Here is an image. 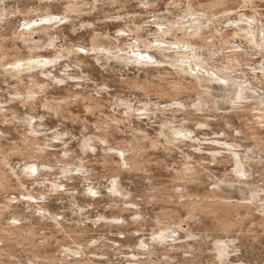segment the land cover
I'll list each match as a JSON object with an SVG mask.
<instances>
[{
	"label": "rangeland",
	"instance_id": "obj_1",
	"mask_svg": "<svg viewBox=\"0 0 264 264\" xmlns=\"http://www.w3.org/2000/svg\"><path fill=\"white\" fill-rule=\"evenodd\" d=\"M117 1L120 3L122 0ZM129 1L122 6V4H119L118 2L114 3L115 5H111L108 4L109 0H99V7L96 10H91V13L83 12L80 15L77 13L75 15L74 12L66 10L64 0H7L6 7L8 10L13 11L12 14L9 13L6 18V20L10 19L7 21L8 23L6 22L7 25L12 27V31L7 29V35L9 38L11 37V32H13L15 28L18 30L17 32H20L23 29V24L25 23L23 17H29L31 15L37 16L38 14H41L43 12L42 9L44 8V4L46 3H48V6L51 7V10L54 12V22L52 23L60 21L62 14H71V19L73 20L70 21H72V23L74 22V25L72 23H65L66 21L60 23L59 29L61 31H59V36L54 41V46H50V49L49 47L45 50L41 49L40 52L41 54L46 55L45 57H48L53 56L56 53L55 50L59 51L63 47L71 46L67 47L65 51H73L74 53L80 54L79 56H83L86 61V67L84 65L81 68L83 71H81L78 66L74 65L71 58V60L67 58L70 55L63 57L61 59V66H57L61 67V70L57 71L54 68L52 69L54 72L61 73L62 69L65 67H63V65L65 63L66 65L69 64V70L71 72L73 71V75L70 74V76L73 77L69 76V81L68 77L61 82L49 80L51 86L50 84L48 85L46 93H38L39 95L36 93L33 94L34 97H37V95L38 97L42 96L40 99L37 97L34 102L35 104L32 107L28 105L25 106L16 101L7 102L11 97L10 95H12L10 91L16 86V78L12 79L0 74V100L3 101L0 102V105L2 104V106L6 107L5 111L2 110L4 111V113H1L2 116L0 115V136H3L2 142L4 145L2 153L0 154V170L3 173H6L10 182L9 187H0V209L12 199L16 206L14 209H17L14 212V209L4 211V214L0 216V225L7 227L8 224L12 225L13 223L18 224V226H23V224H26L25 226H27L31 224L35 227L36 234L34 235V239L36 240V243L46 245L44 242L47 240L50 247H48L49 245L47 244L48 246L43 249L47 252L53 253L58 258H63V256H65L66 252L62 247L66 244L77 248H81L82 246H86L85 248L89 247L85 250V255L83 254L84 257H82V254H73V256H68V258L70 257V260L76 258L85 259L87 257L102 261L108 260L109 264H129L127 261L132 259L133 254L135 255L136 252H140L141 249H149L144 242L152 239V229H154V233L160 230L156 229V227H158L156 221L160 220L171 223V225H167L170 228V231L168 232L169 237L166 239V242H164H171V246L167 245L165 250L163 247L160 248L161 245L157 248L158 250L161 249L159 250L160 254L167 250L168 254L170 253L173 262L181 263L195 261L197 264H264V228L258 224L259 219L256 216L247 215L245 212H242L241 216H236L234 214H232L233 216H229L231 214H227L228 218L226 217L227 215L225 216L226 218H223L224 216L221 217L220 223L228 221L230 223L232 221L233 224L231 222V225H234V227L229 225L231 229L229 227L226 228L225 226L224 228L222 225V227H220V224H217L219 222H216V219L211 217L208 218L209 215L206 214L207 216H205L203 212L201 213L204 215L197 212V218L195 216L192 218L188 217V215H191L188 208L184 209L183 207H177L179 205L173 203L176 200V197L170 200L166 199L167 202H165V200L163 201L153 198L156 190L166 189L167 191L175 192L183 190V181L181 179H175L174 175L176 173L174 172L184 169L186 160H192L189 162L190 165L194 164V166H198L197 168L202 167L201 170L199 169L201 180L199 179L198 181L200 182L198 183L195 180L189 181L187 183L188 185L186 184L187 188L193 186L192 190L198 189L200 194H203V191L205 190L213 189L214 186H212V184L217 180V177L219 179L224 175L235 176V173L233 172V163L223 160H213V163L207 147L212 146V144L220 147V144H215L213 139L217 137L223 138V136L228 133L231 137L239 138V141L244 147L255 148L258 145L255 141V137H247L245 131L253 125V122L258 120L256 119V116L248 114L249 117L245 115H238L240 116L238 117L237 115L230 113L229 110L228 112H225L227 110H220L218 112L196 111L194 119L192 120L194 123L191 121H187L186 123L184 120L185 116L179 111L172 112L167 110L170 113L167 111H165L167 113L157 112L158 116L152 114L151 116L154 115L153 117H142L144 115H136L141 113V111L134 110L133 113L136 114L134 116L131 115L134 118L131 116L128 117L123 111V106L116 104H118L121 99L128 98L127 100H130V104L136 108L139 105L141 106L143 101H146V97L143 96L138 89L132 90L131 87H128L129 85H125L126 80L128 81L134 77L142 78V76H145L143 71L138 70L139 67L136 64L124 66L114 60L108 62L105 58L96 62L92 55H90L91 53L86 51L92 42V35L94 34L92 32L93 29L96 30V33L109 35L113 39V37L120 35L118 32L120 28H125L128 30L126 31V34L130 33V36L126 39L128 44L138 45L131 30L132 28L141 26L145 28L140 32L142 38L152 40L156 43L158 38L155 32L161 29L157 22L183 21L185 24L199 23L200 19L203 18H200L193 13L189 14L190 16L186 14L187 12H191L188 10L189 3L192 2L196 6L198 4L206 5V3L211 0H176L175 3H173L174 0H156V3L151 5H142L139 0ZM228 1L229 2L226 3L227 0H225L221 7H215L218 10L212 9V11L214 10L216 12L217 10L218 13L221 14L219 15L216 12L218 15L214 22L210 23V27L207 29L208 34H205L202 40L203 42L205 41L208 43L213 41L214 44L211 48L215 53L211 55L212 58L209 62L212 60L211 63L214 64L217 63L221 65L224 54L229 53L232 50L229 47L237 45L247 47L249 45L247 39L243 36H234V30L232 27H236V23L235 21L233 22V20L242 18V21H240L241 24H246L249 20L251 21L249 16L255 14L258 16V21L256 22L260 24L258 25L255 22L256 24L253 23V25L258 27L264 24V0H252L250 2L243 0H233L234 2L232 0ZM145 2L147 3L149 0H145ZM209 4L211 5L210 2ZM1 5L2 3H0V7ZM86 7L89 8V5ZM17 9L28 11V14H26V12H21V14L20 12L17 13ZM13 14L16 15L14 16ZM77 15L82 16L78 17ZM184 15H187V17L183 19ZM38 19V17L34 18L33 21L37 24L42 22ZM132 20L135 21L132 22ZM70 21L68 20L67 22ZM82 21H88L90 23L83 25ZM40 25L41 23H39V26ZM146 28L149 29V31ZM220 32L224 34V39L230 40L229 43L222 44L220 42ZM199 41L201 42V39H199ZM15 45H19L17 48H20L17 50H20V55H30V47L28 44L22 43L21 41H15ZM15 45L8 43V46L11 47L10 54L16 53L12 50L13 47H16ZM135 51L140 53L138 49ZM150 51H152V49H150ZM207 51L205 49L203 50L204 54L206 52L207 56H210V50ZM142 53H144V49H142ZM251 57L253 58L249 61L250 63H254V65L264 63L262 57L258 55H253ZM48 59L34 58L32 61H34L33 63L36 62V64H40L48 62ZM148 61L153 65L157 62L156 59H150ZM224 61H226V59H224ZM240 67H242L241 69H246V71L250 68L245 64H242ZM18 69H22V67H18ZM239 69L240 68L234 73L237 76H242L243 73H239L241 71V69ZM39 76H41L40 78L42 79L45 78L42 75ZM244 77H247L249 81L258 85L259 79L257 81V79L253 78V75L244 74ZM106 82H108L109 85ZM22 83L27 84L25 79ZM104 83H106L108 87L104 86ZM104 89H106V91ZM101 90L102 92H100ZM71 91L80 92V94L85 96H92L99 99V105L96 107L97 110H87L86 100H79L81 97L78 96H72V100L70 99L71 101L69 100L67 103L68 106L64 105V107L67 106L65 107L67 110L64 108L61 113H56L49 108V110H47V108L44 107L46 99H50V103L52 104H58L59 98L66 96L67 93ZM104 91L111 93H109V95ZM150 98L154 102L157 101L155 95ZM182 98L187 100V95L183 94ZM163 99L164 98H162V100ZM162 100H159L162 102L161 105L165 106L167 103L170 104L168 99ZM100 101H102L103 104H100ZM112 103H115L114 105L117 107ZM119 106H121V108H119ZM253 111L257 112V110L251 111V114H256V112ZM28 115H33V117H35L33 120H40V117H42L40 121H37L41 124L38 126V128L42 130L41 133L43 135L41 136H44L41 137L42 143L46 145L47 153L49 152L46 155L45 160H43V162L49 164L47 166H40L38 168L37 164L39 161L36 158L37 153L31 152L33 149L30 147L26 148L24 145L23 141L25 134L28 133L29 129L22 120L26 119ZM112 115L121 120L122 118L124 119L120 121V123L115 120L111 121V123L113 122L116 124L118 122V128L116 127L117 125L112 123L114 125L112 129L114 127L117 128L113 129V131L116 130L114 131L115 133L110 129V132L113 133V137L112 134H110L108 137L110 140L106 143L95 139L96 145L94 150H88L89 152L82 151V147H84L82 141L85 136L99 134V131L95 128L96 124L105 119L110 120ZM138 117L142 118L138 119ZM201 120L210 123L207 122L208 126L204 123L198 125L200 124L198 122ZM171 121H179L181 123H186L187 126L193 127L196 135L193 137L194 140L189 139V141L184 137L186 142L178 149L169 144H165L166 146L160 144L161 146L153 149V147L151 148V146L149 147L145 144L146 148L144 146L145 149H140L138 153L142 156V158L138 157L141 160V169L139 167L137 169L134 168L136 170H132V168V171H130L127 169L129 166L126 165L123 167V171L116 172L114 167L117 165L111 161L103 162L105 161L104 155L107 153H115L114 149L108 150V146L125 145L128 147V142L133 136L134 129H142L150 138H158L159 133L160 135L162 133L161 127L169 124ZM262 125L263 124H260V126ZM241 131L242 133H240ZM261 131V134L264 137V129ZM56 132H62L61 137L66 133V135L61 138L62 141L56 138ZM1 133H3V135H1ZM111 139L113 140L111 141ZM97 142L101 144V147L99 144L97 145ZM104 147H106V149ZM241 148L243 149V147ZM66 150H69L67 151V154L65 153ZM140 151L145 155L140 153ZM220 151L227 153L224 149H220ZM186 152L191 154L188 159H185ZM194 153L200 154L195 155ZM262 154L264 155V152ZM112 156L114 161L120 159L117 154ZM81 162L86 166L84 167L86 168L84 170H88L85 173L84 170L82 173L77 166ZM62 163L73 164L69 166V175L62 173V169L60 168ZM6 165L19 170V173L23 177L22 185H20V182L13 176V173H10L11 169ZM31 165L34 166L31 167ZM24 173H26V175H24ZM259 175L260 173H254V176L259 177H256L257 179H260ZM262 179H260V181L258 180V183L262 184ZM118 180L120 181L119 183L122 184L121 187L122 189H125L123 190L126 191V193L120 194V192H111L110 189H113L116 184L115 181ZM129 192L131 194H129ZM44 195H46V198ZM115 195L121 197L118 198ZM38 197L42 198L38 199ZM164 198H167V196L164 195ZM35 202H37V204ZM174 206L178 208L175 207L178 210V213L181 211L179 216L175 217L166 215L168 213L164 212L165 209L171 210ZM179 208H181L180 211ZM42 213L45 214L47 218H42V215H40ZM17 214L19 217L16 216ZM14 216L18 218H15ZM52 217L62 221L63 225L66 227L65 231H67L65 232L62 230L63 233H61L62 231L59 232L54 225L55 223H52V219H50ZM113 217H116L115 221L113 220ZM222 219H224V221ZM164 227L165 226H162V228ZM190 231L193 235L187 236L186 234ZM3 234L4 233L0 229V264H48V262L43 259L35 260L36 263L31 261L33 256L27 252L29 241H24L14 235L13 237L12 235L10 236L12 238L9 239L10 241H5L3 240ZM181 234H184V237H182L183 235L181 236ZM233 239L238 240L234 243ZM216 241H221V243L231 242V244H235V248L237 247L234 251H232V248L224 250L226 253L231 251L228 254L231 255L227 256V261L221 259L219 261L215 249ZM169 250L172 251L170 252ZM160 254L158 255L161 256L160 258L163 260L164 258H168L166 257L167 255L164 256ZM139 257H145V254L139 255Z\"/></svg>",
	"mask_w": 264,
	"mask_h": 264
},
{
	"label": "bare ground",
	"instance_id": "obj_2",
	"mask_svg": "<svg viewBox=\"0 0 264 264\" xmlns=\"http://www.w3.org/2000/svg\"><path fill=\"white\" fill-rule=\"evenodd\" d=\"M38 1H43V0H38ZM128 1L129 0H122L119 3L117 0H109L108 4L113 5L114 3L118 2L119 4H122L123 6V4L124 3L127 4ZM155 1L156 0H149V2L146 3L145 0H139L140 4L142 5H151L153 3H156ZM211 1H209L211 5L209 4V2H207L208 5L206 3V5L198 4L197 6L192 2L189 3L188 10H190L191 12L190 13L187 12L186 14L189 15L193 13L196 16L198 15L200 18H203V19H200L199 23L185 24L183 23V21L157 22L161 29L155 32L158 38L156 43L152 40L142 38L140 32L144 30L145 28L141 26L132 28L131 30V32L134 34L133 37H135V39L138 42V45L128 44L126 39H128V37L130 36V33L126 34V31L128 30L125 28H120L118 30L120 35L113 37L114 40L111 38V36L96 33V30L93 29L92 32L94 34L92 35V42H91L90 47H88L86 51H88V53H91L90 55H92V57L94 58L96 62H99L102 58H105L106 60H108V62H110V60H114V61H117L118 63H121L124 66H129L130 64H136L139 67L138 70L143 71L145 76H142V78L134 77L131 79L129 77L130 80L128 81L126 80L125 85H129L128 87L129 88L131 87L132 90L138 89L139 92H141L142 95L146 97V101H143L141 106L139 105L140 107L137 106L136 108H134L135 106L133 107V105L130 104V100H127L128 98L121 99L119 103L116 104V105L123 106V111L126 113L128 117L131 115L134 116L136 114V113L135 114L133 113L134 110L141 111V113L137 112L139 114H136V115H144L142 117H145V116L150 117L152 114H154L155 116H158L157 112L163 113L167 110L172 111V112L179 111L183 113V115L185 116L184 120L186 123L187 121L192 122V120L194 119V115L196 114V111H205V112L206 111L208 112L217 111L218 112L220 110H227L225 112H228L229 110L230 113H233L237 116L238 115L248 116V114L256 116V119L258 120L253 122V125L245 131V135L247 137H250V136L255 137V141L258 143V145L255 148L254 147L252 148L244 147L239 141L240 140L239 138L237 139V137L236 138L231 137L229 136L228 133L227 135L223 133L225 134L224 135L225 137L223 136V138L217 137L213 139V142L215 144H220V147L215 146L213 144L212 146L207 147L209 150L208 153H209V156L211 157L212 162L213 160L215 161L223 160L229 163H233V167H234L233 172L235 173V176L224 175L220 177L219 179L217 177L216 178L217 180H215L214 183L212 184L214 188L208 189L207 191L205 190L203 191V194H200L199 193L200 191H198V189L194 188L195 190H192L193 186L192 187L190 186L191 188L188 187L189 188L188 189L186 184L189 181H195V180L198 183L200 182L198 181L201 177V173L199 175V169L201 170L202 167L197 168L198 166L196 167L194 166V164L190 165L189 162L192 160L190 161L186 160V165H184V169L174 172L176 173L174 175L175 179H179V180L181 179L183 181L182 182L183 190L178 191V192L169 191V190L167 191L166 189H165L166 191L163 189L156 190L153 195V198L158 199V200H163V201L165 200V202H167L166 199L170 200L176 197V200L175 201L173 200L174 201L173 203H175L176 205H179L177 207H181V208L183 207L184 209L188 208L189 213L191 214V215H188V217H191V218L194 216L196 217L197 212L199 213L203 212L205 216L209 215L208 218L211 217V218L216 219V222H219L217 224L218 225L220 224V227L222 226L223 227L225 226L226 228L227 227L230 228V226L234 227V225H231L232 221L230 223L229 221L225 223L221 222L222 223L221 224L220 223L221 217L224 216L223 218H226V217L228 218L227 214H231L229 216H233L232 214L236 216H241L242 212H245V214L247 215L256 216L259 219L258 224L264 228V155L262 154L264 152V137L261 134L262 133L261 130L264 129V78H263L264 77V63H259L258 65H254V63H250L249 61L251 58H253L251 57L253 55H258L262 57V60H264V24L261 23L262 25L258 27H255L253 25V23L258 21V18H257L258 16H256L255 14L249 16L251 21L249 20L247 23L245 22L246 24H241L240 21H242V18L233 20V22L235 21L236 23L235 24L236 27H232V29L234 30V36L235 35L243 36L244 38L247 39L249 45L247 47L241 46V45H237V46L230 45L231 47L229 48L232 50L229 53H225L226 55L224 54V58L222 60L221 65L217 63L216 64L211 63L212 60L211 62H209L210 59L212 58L211 55L215 53V51L212 50L211 48L214 43L213 41L211 43H208L205 41L203 42L202 40L204 38V35L208 34L207 29H209L210 23L214 22L218 14L219 15L221 14V13H218L217 11L218 9L215 7L217 6L221 7V5H223L225 0H211ZM243 1L250 2L252 0H243ZM6 2L7 0H0V3H2L0 7V55H1L0 74L8 78H12V79L16 78V86L12 91H10L12 95H10L11 97L7 102L16 101L25 106L28 105L32 107L34 106L35 104L34 102L37 99L38 95L43 92L46 93V90L48 89L47 88L48 85L50 84L51 86V83L49 82V80L50 81L55 80L56 82H61V81H64L67 77H68V81L70 80L69 76L70 74L73 75L72 73L73 71L71 72L69 70L68 68L70 66L69 64L66 65L65 63L63 65V67L64 66L65 67L64 69H62L61 73L54 72L52 69L54 68L57 71L61 70V67H57V66L58 65L61 66V59L63 57L70 55L67 58L69 59L71 58L72 60L71 59L70 60L74 63V65L78 66L79 69H81L84 65L86 67V61L84 60L83 56H79L80 54L74 53L73 51H69V52L65 51L67 47H71V46L63 47L59 51L55 50L56 53L53 56H48V57H45L46 55L41 54L40 52L41 49L45 50L47 47H49L50 49V46L52 47L54 46V41L59 36L58 34L59 31H61L59 29V24L64 21H66L65 23H72V21H70V20H73L71 19L72 17L71 14L69 13L62 14L60 17V21H58L57 23H52L54 22L53 21L54 12L51 10V7L48 6V3H46L44 4V8L42 9L43 12L41 14H38L37 16H32L29 13L31 16L23 17L24 18L23 20L25 22L23 24V29L20 32H17L18 30L15 28L13 32H11L12 34H11V37L9 38L7 35V29L11 30L12 27L7 25L8 23L7 21L10 19L6 20V18L8 17V14L9 13L12 14L13 11L8 10V8L6 7ZM98 2L99 0H64V4L66 5V10L70 12H74L75 15L76 13L80 15L83 12L89 13L91 10H94V9L96 10L99 7ZM175 2L176 0H174L173 3ZM228 2L229 1L227 0L226 3ZM87 5H89V8L86 7ZM212 9H217L216 12L218 14L214 10L212 11ZM17 11L15 12L17 13L20 12V14L21 12H26V14H28L27 13L28 11H23L22 9H17ZM187 15H184L183 19L186 18ZM81 16H78V17H81ZM37 17L39 18L38 20L42 21V22H39L41 23L40 26H39V23L37 24L35 21H33V19ZM68 20L70 22H67ZM135 20H132V22ZM82 23L84 25L90 22L82 21ZM72 24L74 25V22ZM147 30L149 31V29ZM197 38L201 39V42ZM219 38L222 44H227L230 42L229 39H224V34L221 32H220ZM121 40H124V41H121ZM15 41H21L22 43L28 44L30 47V55H27V56L22 55V54L20 55L19 53L20 50L19 51L17 50L20 47L17 48V46L19 45L16 46ZM8 43H11L16 46L15 48L13 47L12 50L18 54L16 53L10 54L11 47L8 46ZM125 46H128V47H125ZM136 49H138L140 53L136 52L135 51ZM142 49H144V53H142ZM150 49H152V51H150ZM204 49L206 51L210 50V53H209L210 56H207L206 52L204 54L203 52ZM153 53H156V54H153ZM34 58L36 59L38 58L48 59L49 58V59H48V62L36 64V62L33 63L34 61H32ZM150 59L151 60L156 59L157 60L156 64L155 65L150 64L151 62L149 63L148 61ZM224 59H226V61H224ZM242 64H245L250 67L248 71H246V69H241L242 67L240 66ZM18 67H22V69H18ZM237 67L241 69L239 73L242 72L243 73L242 76L235 75L234 72L238 70ZM81 71L83 70L81 69ZM244 74L253 75V78L257 79V81L259 79L258 85L249 81L247 77L245 78ZM39 75H42L45 78L42 79L40 78L41 76ZM149 75H152V76H149ZM70 77H73V76H70ZM24 79L27 84L22 83ZM106 83L108 84V82ZM106 83H104V86L108 87L109 84L107 85ZM102 90L100 92H102ZM104 90L106 91V89ZM34 93L36 94L39 93V94L37 95V97H34L33 96ZM105 93H108V92H105ZM183 94L187 95V100H184L185 98L184 99L182 98ZM150 95L151 96L155 95V97L157 98L156 99L157 101L156 102L152 101L150 98L151 97ZM72 96L81 97V99L79 100H83V99L84 101L86 100V105L88 108L87 110L89 111H91L92 109L97 110L96 107L97 105H99L98 104L99 99L94 98L92 96H85L83 94H80V92H72V91L68 92L66 96L59 98L58 104H52L50 103V99H46V102H44V107H46L47 110L51 109L55 111L56 113L57 112L61 113L63 109L68 106L67 103L71 99ZM40 97H38V99H40ZM117 98H118V95H117ZM162 98H164L163 100L168 99L170 104L167 103V105L165 106L161 105L162 102H160L159 100H162ZM102 101H100L101 102L100 104H103ZM0 102H3V101L0 100ZM64 105H67V106L64 107ZM119 108H121V106H119ZM2 110L5 111L6 107L2 106L1 104L0 105V115L1 116H2L1 113H4V111ZM252 110H257V112L253 111V112H256V114H251ZM197 113H200V112H197ZM113 115L111 116L112 118H110V120L105 119L96 124L95 128H97V131H99V134L85 136L84 140L82 141V145H84V147H82V151L89 152L88 150H94L95 145H96L95 139H98L99 141L106 143L107 141L110 140V138L108 139L110 134H112V137H113V133L110 132V129H112L114 125H117L118 122L120 123V121L124 120L123 118L121 120L118 117H115V116L113 117ZM142 117H138V119ZM34 118L35 117H33V115H28L26 119L22 120L28 126V129H29L28 133L25 134V138L23 142L26 148L30 147L33 149V151L31 152L37 153L36 158L38 159L39 162L38 161L36 162H38L37 167L39 168L40 166L49 165L48 163L43 162V160H45V157L49 152L47 153L46 145L43 144L41 140L42 139L41 137H44V136H41L43 135L41 133L42 130L38 128V126L41 125L40 123H38V121H40L42 117H40L41 118L40 120L38 119L33 120ZM112 120L118 121L117 124L112 122L114 124L113 125L111 123ZM207 122L208 121L201 120L198 122L200 123L198 125H201L202 123H204L208 126V123L210 122L208 123ZM186 123H181L179 121H171L169 124H166L161 127L162 133L161 135L159 133L158 138H150L148 134L144 132L142 129H139V128L134 129L133 136L128 142V147L125 145L108 146L107 149L108 150L114 149L115 153H112V154L107 153L106 155H104L105 161L103 162L111 161L115 165H117L116 167H114L116 172L123 171V167L126 165L129 166V168H127L128 166L126 168L130 171L136 170L139 167L141 169L142 166L140 165L142 164H141V160L138 157L142 158V156H140V154L138 153L140 149L144 148L145 144H147V146L149 147L151 146V148L153 147V149H155V147L158 148L159 146H161L160 144H162V146L163 145L166 146L165 144H169V145H172V147L178 149L181 147L182 144L186 142L185 139L186 140L193 139L195 135V130L193 129V127L187 126ZM192 123H194V121ZM260 124H263V125L260 126ZM116 127L118 128V125ZM116 127H114L113 129H115ZM240 133H242V131ZM1 135H3V133H1ZM61 135H62V132H59L57 133V136H56V138H58L60 141H62L61 138H63L64 135H66V133L63 135V137H61ZM2 138L3 136H0V154L2 153L3 146H4L2 142L3 140ZM112 140L113 139H111V141ZM98 144L101 147V144L97 142V145ZM241 147H243V149ZM104 148L106 149V147ZM220 149H224L227 153L221 152ZM67 151L69 150L65 151L66 154H67ZM140 153L142 152L140 151ZM114 154L119 155L118 157L120 159L118 161L117 160L114 161V159L112 158L113 157L112 155ZM190 156L191 154L189 152H186L185 159H188ZM203 158H206V157H203ZM62 159H63V156H62ZM71 165L73 164L72 163H62V166L60 167L62 169V173L65 175L67 174L69 175V166ZM33 166L34 165H31V167ZM77 166L79 167L81 172L84 169H86L84 168L86 166L82 162ZM10 169H11L10 173H13V176L16 177L17 181H19L20 185H22L23 177L19 173V170L14 169V167H10ZM87 171L88 170H84V173ZM255 172L260 173L259 175L260 179L263 178L262 184L258 183V180L260 181V179H257L259 177L254 176ZM24 175H26V173H24ZM115 182L116 184L113 187V189H110L111 192H120V194L126 193V191H124L125 189L124 188H123L124 190L122 189L121 187L122 184L119 183L120 181L118 180ZM9 186H10V182L8 180L6 173H3L0 170V187L7 188ZM129 194L131 193L129 192ZM164 195L167 196V198H164ZM44 196L46 198V195ZM120 197L121 196H119L118 198ZM129 197H126V198H129ZM41 198L42 197L40 198L38 197V199H41ZM35 203L37 204V202ZM175 207L176 206H174V208H172L171 210L165 209L164 212L168 213L166 215L178 217L179 213L181 212L180 211L181 208H179L180 212L178 213V210H177L178 208L176 207L177 208L176 209ZM14 208H16V206L13 203V199H12L9 202H7L3 208L0 209V216L4 214V211L6 210L8 211ZM15 210L17 209H14L13 212ZM40 215H42V218L43 217L47 218V216L43 213ZM16 216L19 217L18 214ZM16 216L14 217L18 218ZM113 218H114L113 220L115 221L116 217H113ZM50 219H52V223H55L54 225L59 230V232H61L62 230L65 231L66 227L65 225H63L62 221L58 219H54V217ZM18 220L21 221L20 219ZM222 220L224 221V219ZM25 225L23 224V226H18V224L16 223H13L12 225L8 224L7 227L4 225H0V229L4 233L3 240L5 241H10L9 239L11 238L10 237L11 235L12 237L14 235L17 238L23 239L24 241H29V247L27 248L28 249L27 252H29L33 256L32 259L30 258L31 261L35 262V260L43 259V260H46L48 264H109L108 260L102 261V260H96V259H91L87 257L85 259L76 258L74 260H70L69 259L70 257L68 258V256H73V254L74 255L82 254V257H84L85 250H87L89 247L85 248L86 246H82V245H81L82 246L81 248H77V247H72V246L65 244L62 247L64 248V251L66 252L65 256H63V258H58L53 253L47 252L44 250L48 245H49L48 247H50V244H48L49 242L47 240H45L44 242L46 243V245L36 243V240L34 239V235L36 234L35 229H34L35 227H33L31 224L27 226ZM156 225H158L156 229H160V230L154 233V229H152V232H153L152 239H150V241L144 242L147 244L149 249H146V250L141 249L140 252L138 251L135 253V255L133 254L132 259H130V261H127L129 264H197V262L195 261L193 262L188 261V262H181V263L173 262V260H171V255L170 253L168 254L167 250H166L167 253L166 251H164L165 253L163 252L160 254L159 250L161 249L158 250L159 248L158 246L161 245L160 248L163 247L164 250L166 249L167 245L171 246V242L164 243L166 242V239H168L169 237L168 232L170 231V228L167 225H171V223L158 220L156 221ZM162 226H165V227L162 228ZM63 231L61 233H63ZM186 235L192 236L193 233L190 231ZM181 236L184 237V234H181ZM189 238H192V237H189ZM237 240H234V243ZM227 248H232V251H234V249H236L237 247L235 248V244L233 245L231 244V242L221 243V241H216L215 249H216V252H217L216 255H218L219 261L220 259L223 261H227L226 260L228 259L227 256L231 255V254L228 255L231 251H228V253L224 251V250H227ZM141 254H145V257H139V255ZM158 254L164 255V256L167 255L166 257L168 258L167 259L164 258L163 260L160 258L161 256H159ZM241 264H250V263H241Z\"/></svg>",
	"mask_w": 264,
	"mask_h": 264
}]
</instances>
